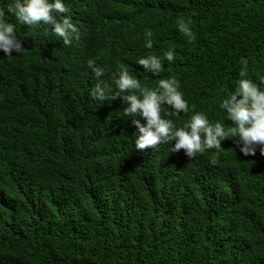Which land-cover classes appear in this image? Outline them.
Masks as SVG:
<instances>
[{
	"label": "trees",
	"instance_id": "16d2710c",
	"mask_svg": "<svg viewBox=\"0 0 264 264\" xmlns=\"http://www.w3.org/2000/svg\"><path fill=\"white\" fill-rule=\"evenodd\" d=\"M66 3L78 41L65 46L45 34L50 26L18 24L24 52L0 51V264H264L259 148L245 156L230 137L222 149L193 158L172 152L174 141L137 150L126 104L92 97L98 81L87 63L110 69L102 79L111 83L119 59L142 82L125 52L134 32L151 29L165 42L161 21L169 28L167 50H189L180 65L195 64L204 74L217 67L232 82L245 57L262 61L264 74V0ZM109 17L123 23L120 44L106 39L86 47ZM182 17L193 21L195 41L179 32ZM202 80L206 99L181 83L189 112L169 118L183 126L204 111L232 126L219 104L234 84Z\"/></svg>",
	"mask_w": 264,
	"mask_h": 264
},
{
	"label": "clouds",
	"instance_id": "9594fccd",
	"mask_svg": "<svg viewBox=\"0 0 264 264\" xmlns=\"http://www.w3.org/2000/svg\"><path fill=\"white\" fill-rule=\"evenodd\" d=\"M9 15L15 18V23L9 19ZM192 23L190 17H182L177 21L179 32L189 42L196 39ZM18 24L30 28L50 26L45 29V34L59 36L65 46H71L81 35L80 27L73 21L71 8L66 0L0 2V51L7 57H12L13 51L18 54L24 52L23 40L17 38ZM160 26L165 42L153 39V31L146 29L145 32H134L131 45L125 52L140 68L142 82L130 71L128 64L117 59L115 72L109 83L102 77L110 69L97 65L95 59L88 60V67L98 81L91 90L92 97L102 102L118 97L124 101V115L133 117L138 128L135 139L137 150L143 151L174 141L172 152L183 149L189 158H193L210 149H222V141L231 137L245 156H254L258 148L264 154V74H259L262 61L249 62L247 58L241 57L243 68L232 82L217 67H210L204 74L202 70L195 69V64H179L181 57L190 55L189 50L184 55L181 53L183 45L167 50L168 40L170 42L169 28L164 27L161 21ZM122 27L120 19L107 18L102 27L89 37L86 47H97L106 39L118 46L122 38ZM187 67H190L189 73L181 75L179 71ZM203 75L219 77L234 84L219 104L232 126L226 128L222 121H210L204 111L194 112L183 126H178L175 120L169 118L189 112V103L181 91V83L206 99ZM165 106H170L171 110ZM141 119L146 123H141Z\"/></svg>",
	"mask_w": 264,
	"mask_h": 264
}]
</instances>
